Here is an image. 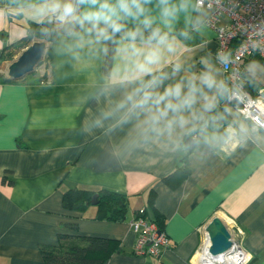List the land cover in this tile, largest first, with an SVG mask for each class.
<instances>
[{
	"label": "crops",
	"instance_id": "crops-1",
	"mask_svg": "<svg viewBox=\"0 0 264 264\" xmlns=\"http://www.w3.org/2000/svg\"><path fill=\"white\" fill-rule=\"evenodd\" d=\"M38 2L0 0V57L38 22L33 15ZM32 41L0 61L1 76ZM48 44L46 79L35 72L19 81L0 80V264H55L44 260L40 246L58 245L60 234L117 241V250L103 264H157L152 256L134 253L131 221L144 208L149 217L158 213L165 221L170 247L163 252L164 264H200L204 226L213 216L243 229L242 243L251 254L248 264H264V130L245 118L235 102L223 101L224 132L237 130L231 139L212 123L220 119L214 112L172 136H148L143 117L120 122L117 104L139 85L125 79L131 74L118 44L108 71L107 53L96 47L70 46L64 33ZM217 54L216 32L209 26L166 54L155 71L170 75L181 62L184 70L165 81L171 84L201 71L202 59L210 57L227 80ZM252 61L264 64L249 58L245 69ZM245 83L257 94L264 90V75L250 80L245 73ZM241 125L246 133L239 132ZM213 134L220 139L209 142ZM190 137H200L208 148L196 141L186 151ZM186 156L188 176L171 185L172 179L165 177L183 168ZM71 188L125 194L126 221L95 219L92 201L84 212L64 208L63 194Z\"/></svg>",
	"mask_w": 264,
	"mask_h": 264
},
{
	"label": "clouds",
	"instance_id": "clouds-1",
	"mask_svg": "<svg viewBox=\"0 0 264 264\" xmlns=\"http://www.w3.org/2000/svg\"><path fill=\"white\" fill-rule=\"evenodd\" d=\"M220 4L221 0H39L33 5V15L38 22L62 30L71 39L70 46H93L107 53L108 44H118L131 74L125 79L139 85L117 104L120 122L143 117L146 135L172 136L205 121L221 101L243 98L240 86H230L210 57L202 59L201 71L171 84L165 85V81L184 70L181 62L173 65L170 75L155 71L165 55L174 53L183 41L205 33L214 5ZM255 32L264 33V27L257 26ZM216 60L221 66L231 62L227 53L217 54ZM245 73L254 80L264 75V64L252 61ZM246 131L241 125L239 132ZM236 134L230 127L225 137L231 139ZM218 139L213 134L209 142Z\"/></svg>",
	"mask_w": 264,
	"mask_h": 264
},
{
	"label": "built area",
	"instance_id": "built-area-1",
	"mask_svg": "<svg viewBox=\"0 0 264 264\" xmlns=\"http://www.w3.org/2000/svg\"><path fill=\"white\" fill-rule=\"evenodd\" d=\"M226 23H222L223 21ZM217 36L218 54L227 53L231 62L223 66L230 86L239 85L243 93L235 102L241 114L256 127L264 130V90L252 93L245 83V62L257 57L264 61V33L257 34V26L264 27V0H221L214 5L211 23ZM196 138V136H194ZM136 234L134 253L138 256H152L157 264H164L163 252L170 247V238L157 223L140 209L131 221ZM233 245L227 254L217 258L214 264H248L251 254L244 248L243 229L228 226Z\"/></svg>",
	"mask_w": 264,
	"mask_h": 264
},
{
	"label": "trees",
	"instance_id": "trees-1",
	"mask_svg": "<svg viewBox=\"0 0 264 264\" xmlns=\"http://www.w3.org/2000/svg\"><path fill=\"white\" fill-rule=\"evenodd\" d=\"M63 33L62 30L54 28V25L48 23L34 22L28 27V34L23 39L12 43L4 48V52L0 57V61L3 59L12 58V50L23 45H27L33 38L47 39L48 41H54L57 36ZM107 51V62L105 70L108 71L113 58L116 48V44H108ZM49 50L46 53L47 59H49ZM41 80L46 79V74L43 75ZM2 81H12L3 75H0ZM248 86L252 87L251 83ZM223 102V101H221ZM225 106L220 103L218 108L214 111V117H220L219 120L212 122L222 132L223 124L226 122L224 119ZM214 121V120H212ZM200 129L196 131H200ZM225 133V132H224ZM197 146L202 149L208 147L202 141L200 137L196 139ZM187 156L184 157V167L180 170L174 171L170 177H165L166 181L172 179L169 183L174 185L177 180H183L189 174ZM178 182V181H177ZM176 184V183H175ZM97 194V213L95 219H106L113 222H123L127 219L128 214V198L125 194L109 190L100 189L98 191L82 189V188H71L63 194V207L72 211H86L88 204L92 201L93 196ZM154 193L150 195V204H153ZM144 214L149 217L147 208H144ZM135 214H139V210ZM152 221L157 223L162 231H165V221L160 214H156L154 218L149 217ZM75 226V225H74ZM76 227V226H75ZM118 248V242L103 237H87V238H75L66 234L59 235V243L56 246L42 245L40 251L46 262L55 264H103Z\"/></svg>",
	"mask_w": 264,
	"mask_h": 264
},
{
	"label": "water",
	"instance_id": "water-1",
	"mask_svg": "<svg viewBox=\"0 0 264 264\" xmlns=\"http://www.w3.org/2000/svg\"><path fill=\"white\" fill-rule=\"evenodd\" d=\"M48 43L43 40L32 41L16 59L9 62L3 74L6 78L19 81L36 72L44 53L48 49ZM196 141L190 137L184 144V149H192ZM98 195L95 194L92 204H97ZM206 241L204 247L207 249V255L210 262H216L217 258L227 254L233 245L232 233L225 221L219 216H213L204 226ZM204 247L202 251L204 250ZM200 264H203L199 261Z\"/></svg>",
	"mask_w": 264,
	"mask_h": 264
},
{
	"label": "rangeland",
	"instance_id": "rangeland-1",
	"mask_svg": "<svg viewBox=\"0 0 264 264\" xmlns=\"http://www.w3.org/2000/svg\"><path fill=\"white\" fill-rule=\"evenodd\" d=\"M34 40H43L46 41L47 43H49V41L47 39H40V38H33ZM48 66H49V60L45 56L43 57L42 61L40 62L37 71H36V75L40 76V75H45L46 71H48ZM33 76V75H31ZM40 78V77H38Z\"/></svg>",
	"mask_w": 264,
	"mask_h": 264
},
{
	"label": "bare ground",
	"instance_id": "bare-ground-1",
	"mask_svg": "<svg viewBox=\"0 0 264 264\" xmlns=\"http://www.w3.org/2000/svg\"><path fill=\"white\" fill-rule=\"evenodd\" d=\"M197 258L203 264H214V262H210L209 261V257L207 255V249H206V247H204V250L203 251L199 252Z\"/></svg>",
	"mask_w": 264,
	"mask_h": 264
}]
</instances>
